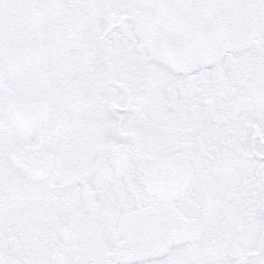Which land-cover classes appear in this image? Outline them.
I'll list each match as a JSON object with an SVG mask.
<instances>
[{
  "label": "snow or ice",
  "instance_id": "1",
  "mask_svg": "<svg viewBox=\"0 0 264 264\" xmlns=\"http://www.w3.org/2000/svg\"><path fill=\"white\" fill-rule=\"evenodd\" d=\"M0 264H264V0H0Z\"/></svg>",
  "mask_w": 264,
  "mask_h": 264
}]
</instances>
